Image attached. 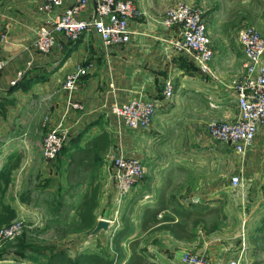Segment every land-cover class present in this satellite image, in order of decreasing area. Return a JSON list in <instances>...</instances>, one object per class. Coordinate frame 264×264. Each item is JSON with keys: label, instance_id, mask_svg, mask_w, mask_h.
I'll list each match as a JSON object with an SVG mask.
<instances>
[{"label": "crops", "instance_id": "crops-1", "mask_svg": "<svg viewBox=\"0 0 264 264\" xmlns=\"http://www.w3.org/2000/svg\"><path fill=\"white\" fill-rule=\"evenodd\" d=\"M40 1L0 0V58L4 60L0 69V202L13 209L11 219L20 216L19 209L29 205L19 199L20 192L33 191L45 177L52 179L56 166L63 171L66 154L55 160L41 156L45 128L40 121L44 113L49 114V124L58 120L66 104L64 75L81 64L86 72L79 76L72 97L82 103V109L69 108L62 124L70 138L95 120L81 136L79 145L100 127L108 132L109 144L98 170L95 219L111 220L101 214L103 208L108 212L113 205L106 160L109 154L121 151L138 157L143 166L141 174L149 180L145 192L130 207L129 232L120 243L123 258L130 252L127 241L137 237L136 249L157 264H176L184 250L204 255L210 264H224L240 249L241 264H264V239L257 230L258 219L264 214V125L258 128L243 154H228L226 142L209 136L207 119L232 120L235 112L223 110L218 102L220 84L209 73L198 70L187 51H177L170 45L177 26L163 23L164 10L177 2L197 6L203 15L210 14L205 1L133 0L137 13L128 20L127 42L103 47L96 34L87 30L73 41L59 36L56 46L46 54L38 53L32 46L36 27L47 17L37 8ZM62 2L67 6L73 0ZM93 6L94 1L88 0L76 15H90ZM58 10L55 8L51 16ZM257 21L258 31L264 35V18ZM210 46L208 68L215 73L214 42ZM240 58L243 61L242 51ZM234 59L233 53L223 63L227 66L224 77L243 72L242 63L237 64ZM39 69L50 71L46 79L27 88H10L18 71L29 75ZM168 76L173 89L167 98L161 93V84ZM135 96L156 101L146 128H129L110 112L113 101ZM194 142L200 145L199 149H194ZM186 144L193 148L186 149ZM166 174L170 175L174 203L197 209L218 208L201 221L189 222L191 237L140 227L142 206L154 202L157 187ZM232 174L241 178L235 186L229 182ZM137 181L127 194L140 188L142 180ZM120 225L121 220H117L111 233ZM106 252L111 253L112 248Z\"/></svg>", "mask_w": 264, "mask_h": 264}, {"label": "built area", "instance_id": "built-area-1", "mask_svg": "<svg viewBox=\"0 0 264 264\" xmlns=\"http://www.w3.org/2000/svg\"><path fill=\"white\" fill-rule=\"evenodd\" d=\"M62 1L41 0L37 4V8L47 14L45 20L36 27L32 39V46L38 53L50 52L56 46L59 36L75 40L87 30L96 34L103 47L129 40L128 20L137 13L133 0H93V10L88 16L76 15L88 0H73L67 6H63ZM55 8L59 10L55 16H51ZM163 23L177 26L176 35L170 40V45L177 51H187L198 70L208 71L212 49L202 10L185 2H177L164 10ZM237 43L244 57L243 72L228 82L234 92L237 116L232 120L211 119L207 122V131L211 138L226 142L234 152L243 154L252 143L258 128L264 125V35L253 25H245L237 31ZM3 65L4 60L0 58V69ZM85 72L86 68L77 64L64 75L62 87L66 90V104L58 120L49 124V114L44 113L41 117L40 124L45 129L40 142V153L45 160L53 158L68 137L67 128L62 124L67 110L82 109V103L74 99L72 93L76 89L79 76ZM19 75L21 71L16 73V77ZM172 89L171 77H165L161 84L162 95L170 97ZM155 104L153 98L135 96L123 101H113L110 112L129 128H146ZM142 171L143 166L138 157L121 151L112 155L109 177L116 201L129 192ZM240 181L237 174L229 177L232 186ZM20 229L21 221L12 220L0 227V237H11ZM241 256L240 249L235 255L229 256L224 264H241ZM176 264L210 262L202 254L184 250Z\"/></svg>", "mask_w": 264, "mask_h": 264}, {"label": "trees", "instance_id": "trees-1", "mask_svg": "<svg viewBox=\"0 0 264 264\" xmlns=\"http://www.w3.org/2000/svg\"><path fill=\"white\" fill-rule=\"evenodd\" d=\"M49 72V70L39 69L29 75L24 73L11 84L10 88H27L34 82L46 79ZM94 121L87 122L72 137H67L57 154L49 159L55 160L57 157L59 158L60 154L67 155L63 171L62 169L59 171L63 175L64 184L63 189L57 196V204H52V201L48 199L39 200L32 198L29 190L19 193V199L24 202H43L48 208L53 207L57 211L61 209H64L65 212L74 211L75 219L70 220L67 225L58 224L55 226V232L58 235H64L73 230L87 232L95 222L93 210L98 205L97 195L100 185L98 170L102 163L103 153L107 150L109 144L108 132L104 127H100L96 133L86 138L81 145L78 144L83 133ZM57 169L59 170L56 166L55 171ZM49 180H51L50 177H45L39 183L44 186ZM170 182L169 174L162 176L156 190L154 202L142 206L140 227L149 230L166 229L177 237H191L192 232L188 230L190 228L188 227L189 222L194 224L197 221H201L207 214L215 213L218 208L210 206L204 209H197L182 207L174 203L170 194ZM81 184H84V187L79 191L75 203L73 205H65L63 201L64 195L73 192ZM143 191L144 189L133 194L125 202L124 211L120 216L121 225L114 229L110 235L111 253L85 249L69 255L64 249H53L45 255L40 264H157L155 261L148 259L142 251L136 249L137 237L127 241L130 252L126 258H123L120 244L129 232L128 215L130 207L141 196ZM13 212L11 207L0 202V224L10 220ZM210 226H213V223ZM257 230L264 239V214L258 219ZM21 249L36 251V248L32 245L21 246ZM252 264H254V261Z\"/></svg>", "mask_w": 264, "mask_h": 264}, {"label": "rangeland", "instance_id": "rangeland-1", "mask_svg": "<svg viewBox=\"0 0 264 264\" xmlns=\"http://www.w3.org/2000/svg\"><path fill=\"white\" fill-rule=\"evenodd\" d=\"M209 7L210 14L203 15L205 25L208 24L212 42L216 48L215 59V73H209L210 78L216 83L220 84L221 91L217 94L218 102L221 104L223 110L227 112H235L234 118L237 116V108L234 100L233 89L229 86L231 78L224 77L227 66L223 65L228 56L236 57L237 64L242 63L240 58V48L237 43V31L240 27L245 25H253L257 30L258 18H264V0H204ZM207 7V8H208ZM207 28V25H206ZM224 40L226 43L224 44ZM230 67V66H229ZM226 78V79H225ZM15 82V81H14ZM13 82V83H14ZM12 83V84H13ZM215 97V96H212ZM233 118V119H234ZM211 119H207V122ZM207 124V123H206ZM215 141H220L214 139ZM223 142V141H221ZM193 148L199 149L200 145L194 142L192 147L186 144V149ZM226 150L228 154H237L229 145ZM113 154L107 157L108 165L111 164ZM103 161V156H102ZM60 169L54 171V175L46 185L42 186L40 183L34 184L36 188L29 194L32 198L39 200L48 199L52 204H57V196L63 189L64 181L61 178ZM230 174V173H228ZM229 176V175H228ZM142 180L140 188L133 191L131 195L123 196L119 201L113 197V205L108 212L105 208L101 210V214L106 215L111 221L106 230H99L94 235H89L88 231L73 230L64 235H58L55 232V226L58 224L67 225L70 220L75 219L73 210L67 212L64 209L55 210V208H48L43 202H26L28 207L20 208L21 215L13 217L5 223L0 224V227L7 224L12 220L21 221V229L19 232L11 237H0V263L2 264H40L45 255L53 249H64L69 255H73L79 250L94 249L106 252L111 248L109 242L111 230L115 227V222L120 220V216L124 211L125 202L133 194L144 189L149 184V180L142 174L137 179ZM137 181V182H138ZM50 185V188L45 186ZM84 187V184L79 185L73 192L65 194L63 201L65 205H73L77 200L79 191ZM132 189V188H131ZM130 189V190H131ZM133 190V189H132ZM64 206V205H63ZM32 245L36 251L21 249V246Z\"/></svg>", "mask_w": 264, "mask_h": 264}, {"label": "water", "instance_id": "water-1", "mask_svg": "<svg viewBox=\"0 0 264 264\" xmlns=\"http://www.w3.org/2000/svg\"><path fill=\"white\" fill-rule=\"evenodd\" d=\"M109 226V222L107 218L104 217H97L95 219V222L93 226L90 228L88 231L89 235H94L96 234L99 230H106Z\"/></svg>", "mask_w": 264, "mask_h": 264}]
</instances>
